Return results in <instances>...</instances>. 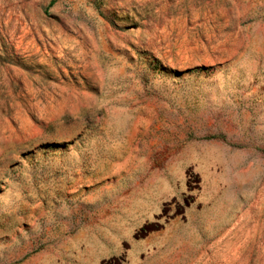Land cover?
<instances>
[{
  "label": "rangeland",
  "instance_id": "1",
  "mask_svg": "<svg viewBox=\"0 0 264 264\" xmlns=\"http://www.w3.org/2000/svg\"><path fill=\"white\" fill-rule=\"evenodd\" d=\"M0 264H264V0H0Z\"/></svg>",
  "mask_w": 264,
  "mask_h": 264
},
{
  "label": "trees",
  "instance_id": "2",
  "mask_svg": "<svg viewBox=\"0 0 264 264\" xmlns=\"http://www.w3.org/2000/svg\"><path fill=\"white\" fill-rule=\"evenodd\" d=\"M144 229V231H146V228L145 227H142Z\"/></svg>",
  "mask_w": 264,
  "mask_h": 264
}]
</instances>
